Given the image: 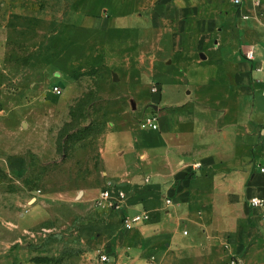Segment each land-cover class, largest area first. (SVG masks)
Returning a JSON list of instances; mask_svg holds the SVG:
<instances>
[{"label":"crops","instance_id":"0c3cea01","mask_svg":"<svg viewBox=\"0 0 264 264\" xmlns=\"http://www.w3.org/2000/svg\"><path fill=\"white\" fill-rule=\"evenodd\" d=\"M139 5L125 14L124 29L140 32L137 64L133 54L126 63L140 68L138 86L160 87L138 89L148 106L135 109L155 114L158 129L115 119L100 148L103 185L80 203L89 245L58 264H264V221L250 204L264 198V0ZM104 187L123 203L97 208ZM142 211L149 219L122 227Z\"/></svg>","mask_w":264,"mask_h":264},{"label":"rangeland","instance_id":"374dc122","mask_svg":"<svg viewBox=\"0 0 264 264\" xmlns=\"http://www.w3.org/2000/svg\"><path fill=\"white\" fill-rule=\"evenodd\" d=\"M132 2L0 0V264H58L88 247L80 203L103 185L102 142L116 121L143 129L130 100L148 106L137 90L154 85L126 63L140 46L124 29Z\"/></svg>","mask_w":264,"mask_h":264},{"label":"built area","instance_id":"2783aa9c","mask_svg":"<svg viewBox=\"0 0 264 264\" xmlns=\"http://www.w3.org/2000/svg\"><path fill=\"white\" fill-rule=\"evenodd\" d=\"M233 2L236 5L241 4V0H233ZM254 57V52L252 50L248 51L245 53V58L248 60H252ZM54 91L56 93H59V89L57 87L54 88ZM152 93H159L160 92V87L157 84H154L151 87ZM140 125L143 128H148L151 130H157L158 129V120L155 114L151 113L148 114L147 116H144L141 121ZM198 167V166H196ZM264 172V169H262ZM125 200V194L124 192H118L114 194L113 190L111 188H104L102 189L98 196L95 199V206L97 208H108V209H113L117 208L120 206L123 201ZM171 200L167 199L166 203H170ZM250 204L253 208L258 209L260 211V218L264 221V198L255 196L250 199ZM149 219V213L147 211H142L139 212L138 214L134 216H123L122 218V227L125 230H131L135 225L142 223L144 220ZM99 259L102 262L108 261V256L107 254H99Z\"/></svg>","mask_w":264,"mask_h":264},{"label":"water","instance_id":"95a60500","mask_svg":"<svg viewBox=\"0 0 264 264\" xmlns=\"http://www.w3.org/2000/svg\"><path fill=\"white\" fill-rule=\"evenodd\" d=\"M113 78H114V80H116V81L118 80L116 74H113ZM130 104H131V108H132L133 110H135V109H136V103H135V101H134L133 99L130 100Z\"/></svg>","mask_w":264,"mask_h":264},{"label":"trees","instance_id":"16d2710c","mask_svg":"<svg viewBox=\"0 0 264 264\" xmlns=\"http://www.w3.org/2000/svg\"><path fill=\"white\" fill-rule=\"evenodd\" d=\"M33 261H36L38 263H43L44 262V261H38L36 258H34Z\"/></svg>","mask_w":264,"mask_h":264}]
</instances>
